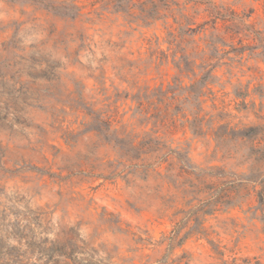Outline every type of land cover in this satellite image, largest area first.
Here are the masks:
<instances>
[{"label":"rangeland","instance_id":"rangeland-1","mask_svg":"<svg viewBox=\"0 0 264 264\" xmlns=\"http://www.w3.org/2000/svg\"><path fill=\"white\" fill-rule=\"evenodd\" d=\"M115 1L0 0V264H264V0Z\"/></svg>","mask_w":264,"mask_h":264},{"label":"trees","instance_id":"trees-1","mask_svg":"<svg viewBox=\"0 0 264 264\" xmlns=\"http://www.w3.org/2000/svg\"><path fill=\"white\" fill-rule=\"evenodd\" d=\"M124 1V2H123ZM187 2V4H189L191 1H195L196 3H200V4H206L209 8V10H210V13H211V16H213V20H212V22H213V28L214 29H216L217 27H216V24H217V20L218 19H225L224 17H222V14H221V11H220V8H221V6H219L218 4H216V2L215 1H213V0H186ZM161 2H163L162 4H163V6H166V10H169L170 8H171V6H172V4H176L175 3V1L174 0H170V2L169 3H167V1H164V0H161ZM121 3H123V4H121ZM124 3H128V4H131L132 6L131 7H134L135 5H137V3H134V2H132L131 0H116L113 4H121V5H119L120 6V8H121V10L122 11H125V9H124ZM140 3H142V2H140ZM127 4V5H128ZM60 7L62 8V9H64V10H66V11H64V13L65 14H71L72 16H74L76 13H77V11L79 10V7L78 6H73V5H69V6H66V5H60ZM185 8H186V6H184ZM69 9H71V10H76V13H69V11H67V10H69ZM163 16V15H162ZM185 16V14H183V17ZM156 17L157 18H161V11H157V15H156ZM209 21H205L203 24H201V25H204V24H206V23H208ZM201 67H203L204 65H200Z\"/></svg>","mask_w":264,"mask_h":264}]
</instances>
